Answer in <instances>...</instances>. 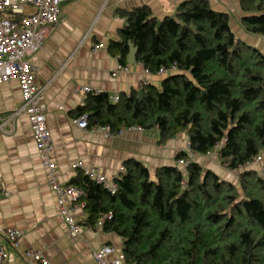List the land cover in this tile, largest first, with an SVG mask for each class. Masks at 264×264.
<instances>
[{
  "label": "trees",
  "instance_id": "trees-1",
  "mask_svg": "<svg viewBox=\"0 0 264 264\" xmlns=\"http://www.w3.org/2000/svg\"><path fill=\"white\" fill-rule=\"evenodd\" d=\"M242 23L264 37V0H240ZM127 23L109 50L128 64L129 43L137 62L168 73L159 87L120 95L90 93L79 114L89 125L157 129L166 142L187 131L199 155L217 151L221 163L236 170L264 155V50L239 38L227 12L209 0H187L174 15L157 18L148 6L123 12ZM187 151L177 159L187 157ZM264 170V163L263 168ZM112 193L83 171L71 180L85 191L86 223L123 238L129 264H264V174L245 169L239 183L191 159L185 168L167 165L154 175L130 159Z\"/></svg>",
  "mask_w": 264,
  "mask_h": 264
},
{
  "label": "crops",
  "instance_id": "crops-1",
  "mask_svg": "<svg viewBox=\"0 0 264 264\" xmlns=\"http://www.w3.org/2000/svg\"><path fill=\"white\" fill-rule=\"evenodd\" d=\"M184 1L187 0H70L63 5L59 24L49 29L43 45L31 57L37 69V84L46 86L44 103L54 145L51 160L57 165L62 184H70L82 171L72 168L78 161L98 169L108 181L123 173L121 167L130 159L142 162L152 175L167 165L184 168L177 164V154L187 150L189 137L185 130L161 143L157 129L124 127L114 133L100 126L83 129L77 123L79 107L85 105L90 94L81 92L80 87L105 92L114 102L116 95L139 91L145 84L159 87L167 75L146 73L140 62L131 65L129 71H118L121 62L109 50V44L121 38V29L127 23L123 12L148 6L162 19L174 15ZM209 2L215 10L229 13L231 28L239 38L264 48V37L250 33L242 23L240 0ZM24 8L27 13L33 11L30 5ZM99 42L107 44V48L93 53L92 46ZM21 103L18 80L0 83V228L24 232L19 250L0 235V242L7 243V264H21V252L29 248L42 251L51 264H99L92 253L103 244L113 245L122 254L123 238L87 224L85 208L75 211L81 223L79 233L69 234L48 169L39 156L29 116L25 112L13 116ZM198 156L195 159L205 168L230 178L233 171L221 163L217 152ZM247 168L261 171L263 162L241 167L239 173Z\"/></svg>",
  "mask_w": 264,
  "mask_h": 264
},
{
  "label": "built area",
  "instance_id": "built-area-1",
  "mask_svg": "<svg viewBox=\"0 0 264 264\" xmlns=\"http://www.w3.org/2000/svg\"><path fill=\"white\" fill-rule=\"evenodd\" d=\"M68 1L70 0H0V83L16 79L20 84L22 103L14 111L13 116L22 112L29 116L39 156L48 169L50 183L57 194L58 203L68 225L69 234L75 236L81 228V223L75 211L79 207L85 208V201L82 199L85 191L81 187L72 184L64 185L58 179L57 165L51 160L54 145L44 103L46 86L37 84V69L31 61L32 55L43 45L49 29L59 24L63 13V5ZM26 5L32 6L33 11L27 13L24 8ZM105 48H107V44L99 42L92 46V52L96 53ZM130 67L131 64L129 63H120L118 71H129ZM175 71H177L176 66H172L170 69L161 67L158 73L165 75ZM145 72L151 73L147 68H145ZM79 90L83 93H99V91L89 86H82ZM119 99V95L113 97L114 102H118ZM77 123L80 128L87 129L89 127L87 115H81ZM101 127L107 132H111L110 126ZM0 128H2V124H0ZM186 151L188 153L187 157L177 159V164L184 168L191 159H195L199 155L191 149L190 142ZM261 160L264 161V157L258 156L253 162ZM72 168L81 169L96 182L104 184L112 193L117 192L116 177L112 181H108L98 169L87 167L81 161L73 163ZM121 170L125 171V167H121ZM261 173L264 174L263 169H261ZM0 190H3L1 180ZM112 215V212L101 215L96 226L102 227L105 220L112 217ZM23 234L24 232L17 228H0V235L6 239L7 243L18 250ZM7 243L0 242V264H7ZM92 255L99 264H129L126 262L124 255L118 253L117 249L111 244L101 245L93 251ZM21 264H51V262L42 251L29 248L21 252Z\"/></svg>",
  "mask_w": 264,
  "mask_h": 264
},
{
  "label": "water",
  "instance_id": "water-1",
  "mask_svg": "<svg viewBox=\"0 0 264 264\" xmlns=\"http://www.w3.org/2000/svg\"><path fill=\"white\" fill-rule=\"evenodd\" d=\"M130 52L128 54L127 61L129 64L133 65L137 63V52H138V47L135 46L134 43L130 42ZM146 96V92L144 89L139 90V97L140 99H143Z\"/></svg>",
  "mask_w": 264,
  "mask_h": 264
},
{
  "label": "rangeland",
  "instance_id": "rangeland-1",
  "mask_svg": "<svg viewBox=\"0 0 264 264\" xmlns=\"http://www.w3.org/2000/svg\"><path fill=\"white\" fill-rule=\"evenodd\" d=\"M264 50V48H263ZM200 156H197L196 159H198ZM209 157H213L211 159H214V155H210ZM264 157V155H263ZM207 159V158H205ZM210 160V158H208ZM262 162L264 163V161H255V165H258V164H261L262 165ZM254 163V162H253ZM232 174L230 175V178L229 180H232V181H235L236 183H239V176L241 175V173H239L240 171L238 169L236 170H232Z\"/></svg>",
  "mask_w": 264,
  "mask_h": 264
}]
</instances>
